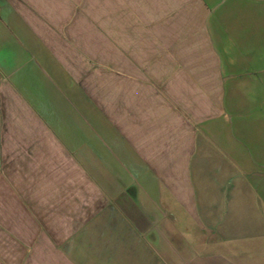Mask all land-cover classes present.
<instances>
[{
    "label": "crops",
    "instance_id": "crops-1",
    "mask_svg": "<svg viewBox=\"0 0 264 264\" xmlns=\"http://www.w3.org/2000/svg\"><path fill=\"white\" fill-rule=\"evenodd\" d=\"M100 1L0 0V264H264V0Z\"/></svg>",
    "mask_w": 264,
    "mask_h": 264
},
{
    "label": "rangeland",
    "instance_id": "rangeland-1",
    "mask_svg": "<svg viewBox=\"0 0 264 264\" xmlns=\"http://www.w3.org/2000/svg\"><path fill=\"white\" fill-rule=\"evenodd\" d=\"M171 2L167 1H157V0H101L100 6L104 9H115L116 11V24H123L124 17H123V10H131L132 13L136 11L145 12L147 16L143 17V21H146L148 27H153L156 25L157 17L154 16L156 8L163 7V4H170ZM170 7V6H169ZM133 20L136 22H132L135 24H139V17H133ZM151 35V33H149ZM154 35V33H153Z\"/></svg>",
    "mask_w": 264,
    "mask_h": 264
}]
</instances>
